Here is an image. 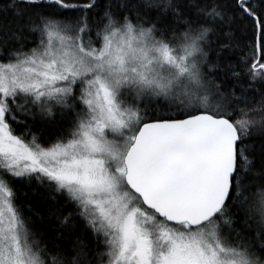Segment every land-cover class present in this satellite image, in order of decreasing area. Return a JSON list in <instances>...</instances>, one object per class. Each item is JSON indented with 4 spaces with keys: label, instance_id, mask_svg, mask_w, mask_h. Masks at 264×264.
Listing matches in <instances>:
<instances>
[{
    "label": "snow or ice",
    "instance_id": "obj_1",
    "mask_svg": "<svg viewBox=\"0 0 264 264\" xmlns=\"http://www.w3.org/2000/svg\"><path fill=\"white\" fill-rule=\"evenodd\" d=\"M0 264H264V0H0Z\"/></svg>",
    "mask_w": 264,
    "mask_h": 264
},
{
    "label": "trees",
    "instance_id": "obj_2",
    "mask_svg": "<svg viewBox=\"0 0 264 264\" xmlns=\"http://www.w3.org/2000/svg\"><path fill=\"white\" fill-rule=\"evenodd\" d=\"M34 219H36L35 217H34ZM38 223H39V221H37Z\"/></svg>",
    "mask_w": 264,
    "mask_h": 264
}]
</instances>
